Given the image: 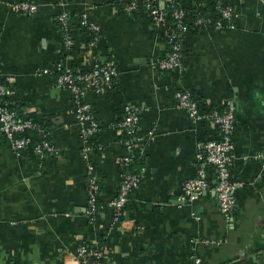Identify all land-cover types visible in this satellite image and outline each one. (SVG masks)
I'll return each instance as SVG.
<instances>
[{
	"label": "crops",
	"instance_id": "crops-1",
	"mask_svg": "<svg viewBox=\"0 0 264 264\" xmlns=\"http://www.w3.org/2000/svg\"><path fill=\"white\" fill-rule=\"evenodd\" d=\"M0 0V76L22 117L50 131L56 154L38 159L15 154L0 135V264H77L81 244L98 245L102 264H264V0H233L230 28L191 29L184 37L181 72H155L149 62L168 46L142 7L126 15L111 0H30V17L12 14ZM130 1V0H126ZM188 10L208 11L211 0H186ZM86 14L101 32L97 52L114 62V91L87 95L99 124L90 162L99 176L100 216L90 222L80 126L67 92L54 86V64L65 58L55 21L61 12ZM85 33L76 27L66 59L81 62ZM187 91L203 112L236 107L232 180L236 208L220 212L214 191L181 202L196 173L197 143L216 129L175 108ZM134 111L146 139V170L122 219L108 206L119 187L123 157L118 124L124 107Z\"/></svg>",
	"mask_w": 264,
	"mask_h": 264
},
{
	"label": "built area",
	"instance_id": "built-area-1",
	"mask_svg": "<svg viewBox=\"0 0 264 264\" xmlns=\"http://www.w3.org/2000/svg\"><path fill=\"white\" fill-rule=\"evenodd\" d=\"M111 1L126 15L134 13L139 8L136 0L127 3L122 0ZM185 1L178 0L179 5L171 12L173 23L170 27H165L168 15L166 4H173L175 0H141L143 13L154 30L164 28V38L168 46V54L165 58L150 60L149 66L155 72L182 71L183 40L191 29L210 27L220 31L231 27L230 22L234 18L231 4L233 0H211L208 11L196 10L195 16L191 18L186 17L187 11L183 7ZM8 9L12 14L30 17L36 13L37 6L30 0H19L10 3ZM55 21L66 55L73 46V30L79 27L86 35L84 42L86 52L81 55L80 65L75 66L76 68L68 66L65 55V58L59 59L54 64L53 73L55 88L70 95L75 108V119L80 126L87 186L85 215L90 222H93L103 210L99 204V176L96 167L89 160V153L99 150L94 144L99 132V124L86 98L88 94L102 96L113 92L117 69L112 60L99 57L97 48L102 39L100 28L86 14L73 17L63 11L56 16ZM12 95L9 84L2 81L0 76V135L9 143L11 150L17 155L30 150L41 160L56 154L57 149L50 140V131L40 122L21 117L13 108ZM175 108L185 112L193 121L207 122L217 131L216 137L198 141L195 177L185 182L179 200L192 202L205 192L214 191L221 214L226 219H230L236 208L235 192L239 187L231 176L234 163L232 134L236 126L235 103L226 100L221 108H212L203 112L199 102L191 93L179 91L175 94ZM138 123L137 114L125 106L118 124L124 149L119 163V187L115 198L108 204L114 211V224L121 221L124 208L130 196L139 187L146 170V139L141 134ZM256 158L264 160V155ZM75 259L77 264H102L103 253L98 245L81 244L77 247ZM193 264H200V261L195 259Z\"/></svg>",
	"mask_w": 264,
	"mask_h": 264
},
{
	"label": "trees",
	"instance_id": "trees-1",
	"mask_svg": "<svg viewBox=\"0 0 264 264\" xmlns=\"http://www.w3.org/2000/svg\"><path fill=\"white\" fill-rule=\"evenodd\" d=\"M123 2L127 3L126 0H122ZM138 2V6L139 8H141V0H136ZM179 5L178 0H175V2L173 4H166V9L168 10V15L166 17V26L165 27H170L173 23V18L171 17V12L173 9H175L177 6ZM187 11V10H186ZM196 14V10H188L187 11V18H191L194 17ZM186 22V20H185ZM82 30V29H81ZM84 31V30H82ZM157 32V34L159 35V37H163L164 38V28L160 27L158 29L155 30ZM13 108L17 111V109L13 106ZM18 112V111H17ZM22 117V116H21ZM26 118V117H25ZM138 166H140V163L138 164Z\"/></svg>",
	"mask_w": 264,
	"mask_h": 264
}]
</instances>
